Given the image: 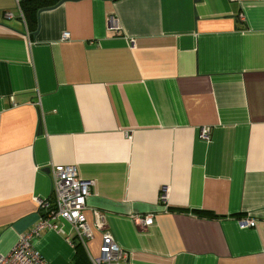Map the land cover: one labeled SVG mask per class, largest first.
I'll use <instances>...</instances> for the list:
<instances>
[{
  "label": "crops",
  "instance_id": "1",
  "mask_svg": "<svg viewBox=\"0 0 264 264\" xmlns=\"http://www.w3.org/2000/svg\"><path fill=\"white\" fill-rule=\"evenodd\" d=\"M20 1L0 0V255L61 165L92 183L91 238L39 229L48 264H92L105 234L119 264H264V0H54L32 26Z\"/></svg>",
  "mask_w": 264,
  "mask_h": 264
},
{
  "label": "built area",
  "instance_id": "2",
  "mask_svg": "<svg viewBox=\"0 0 264 264\" xmlns=\"http://www.w3.org/2000/svg\"><path fill=\"white\" fill-rule=\"evenodd\" d=\"M21 17H23V14ZM7 19L13 16L7 14ZM109 29L117 30V22L109 18ZM68 33L62 34V39H68ZM199 139L210 140V130L202 127L198 132ZM52 198L51 200H38L37 206L40 222L36 228L28 234L21 236L9 254L0 255V264H48L34 250L31 242L38 236L39 229L57 230L55 223L58 220L67 221L76 227L77 237L80 239L91 238L90 227L85 222L83 210L85 200L90 195L92 183L81 179L75 166H54L51 170ZM166 188L161 189L159 196L161 201L166 199ZM137 225L147 228L152 225L150 215L136 217ZM254 222L246 220L240 222V227H253ZM126 260V254L113 242L108 234L103 235L102 245L99 249V257L92 260V264H119Z\"/></svg>",
  "mask_w": 264,
  "mask_h": 264
},
{
  "label": "trees",
  "instance_id": "3",
  "mask_svg": "<svg viewBox=\"0 0 264 264\" xmlns=\"http://www.w3.org/2000/svg\"><path fill=\"white\" fill-rule=\"evenodd\" d=\"M48 4H53L54 0H21L20 1V9L22 10V14H24L23 16L27 19V22L30 26H32L31 24L34 22L33 17L35 12L41 8L43 6V4L47 3ZM181 212H186L188 210H179ZM196 215L200 216V215H207V216H211L203 211L199 212H194Z\"/></svg>",
  "mask_w": 264,
  "mask_h": 264
}]
</instances>
